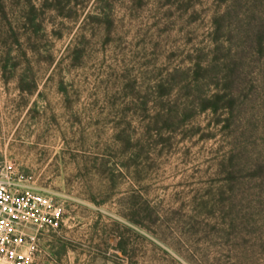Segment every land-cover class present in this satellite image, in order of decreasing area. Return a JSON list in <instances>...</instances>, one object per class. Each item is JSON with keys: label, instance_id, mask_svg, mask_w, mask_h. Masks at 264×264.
<instances>
[{"label": "rangeland", "instance_id": "1", "mask_svg": "<svg viewBox=\"0 0 264 264\" xmlns=\"http://www.w3.org/2000/svg\"><path fill=\"white\" fill-rule=\"evenodd\" d=\"M0 171L28 264H264V0H0Z\"/></svg>", "mask_w": 264, "mask_h": 264}, {"label": "built area", "instance_id": "2", "mask_svg": "<svg viewBox=\"0 0 264 264\" xmlns=\"http://www.w3.org/2000/svg\"><path fill=\"white\" fill-rule=\"evenodd\" d=\"M62 216L53 196L33 186L32 176L12 179L0 171V264H28L21 253L25 238L56 230Z\"/></svg>", "mask_w": 264, "mask_h": 264}, {"label": "trees", "instance_id": "3", "mask_svg": "<svg viewBox=\"0 0 264 264\" xmlns=\"http://www.w3.org/2000/svg\"><path fill=\"white\" fill-rule=\"evenodd\" d=\"M218 101H219V99H216L215 101L209 102L207 107H212L214 110L217 109L219 106Z\"/></svg>", "mask_w": 264, "mask_h": 264}]
</instances>
